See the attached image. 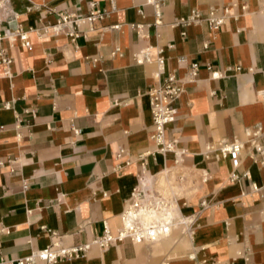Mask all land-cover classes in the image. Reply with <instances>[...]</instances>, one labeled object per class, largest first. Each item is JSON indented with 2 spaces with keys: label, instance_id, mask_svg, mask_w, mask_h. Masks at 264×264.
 Returning <instances> with one entry per match:
<instances>
[{
  "label": "crops",
  "instance_id": "1",
  "mask_svg": "<svg viewBox=\"0 0 264 264\" xmlns=\"http://www.w3.org/2000/svg\"><path fill=\"white\" fill-rule=\"evenodd\" d=\"M158 1L159 26L146 0H7L0 10V34L30 31V48L0 40L12 60L8 76L0 65V107L9 104L0 108V264L47 247L42 227L65 247L101 235L104 222L119 227L142 173L139 157L153 149L148 92L164 78L157 75L159 50L163 74L175 71L183 83L165 139L184 150V170L194 173L195 190H181L178 203L183 215L199 212L194 235L174 231L154 244L125 240L105 251L93 246L57 264H264V163L247 136L264 125L257 96L264 87V0ZM91 3L109 13L83 24L75 42L52 31L60 15L86 16ZM232 4L247 10L233 9L237 17L217 33L171 27L193 9ZM147 47L150 63L137 64L135 55ZM180 57L198 65L194 79ZM215 72L219 79L211 78ZM234 140L242 144L238 168L213 153L204 158L207 145ZM171 163L172 155L148 158L146 173ZM201 170L210 174L206 183L199 182ZM231 173L237 181H229Z\"/></svg>",
  "mask_w": 264,
  "mask_h": 264
},
{
  "label": "built area",
  "instance_id": "2",
  "mask_svg": "<svg viewBox=\"0 0 264 264\" xmlns=\"http://www.w3.org/2000/svg\"><path fill=\"white\" fill-rule=\"evenodd\" d=\"M7 0H0V10L4 8ZM111 1V0H106ZM146 3L152 5L155 11V26L161 24L160 3L158 0H146ZM98 3L89 4V11L86 16L76 17L74 15H60L56 24L51 26L55 34H64L70 38L71 42H75L79 37V28L83 24H92L95 21L103 20L109 11L101 10L97 6ZM237 4L225 5L219 7H210L205 12L193 9L187 15L179 17L172 24V28L185 29L192 26H206L213 33H217L229 19L236 18L232 10L237 8ZM239 10L245 12L246 5H240ZM114 8H112L113 10ZM264 9V2L262 4ZM117 28V27H114ZM47 31L44 29L43 34ZM30 31H24L17 27L13 32L3 31L0 34V40L7 38L9 41H17L23 48H30L29 42ZM182 38L186 37L184 31L180 32ZM172 48V46H168ZM206 48V47H205ZM150 47L142 50L135 55L137 64L150 63ZM118 52V49L112 53ZM156 64L158 67V76L163 75V81L148 92L149 107L152 121V135L150 137L153 143V149L147 150L139 157V163L142 169L141 175L137 177V184L131 189L129 201L119 215L120 225L115 231H112L107 223H103V231L101 235L94 237L89 242L77 244L71 247L62 245L60 238L55 232L46 227L50 236V244L44 249L34 251L28 256L17 259L15 262L5 264H35L36 262H44L46 264H57L61 261H72L79 259L93 246L101 251L109 249L115 243H121L125 240L130 241L133 245L154 244L161 239L169 237L174 231L180 236L191 238L196 229V222L199 212L183 215L179 211L178 203L181 196L179 192L183 189L184 184L193 172L184 170L182 155L184 150L176 148V141H166L165 132L169 124L175 121L177 117V101L183 90V83L177 76L175 71L163 74L164 59L161 56L162 51H157ZM12 60L6 56L3 50H0V65L3 66L4 75H9V66ZM177 63L187 66V79L192 80L197 76L198 65L196 63L187 64L183 57L178 58ZM209 69V67H207ZM237 71L240 68L236 69ZM212 79H219L218 72L212 73ZM260 100L264 101V87L257 92ZM0 108L9 109V104L5 103ZM74 134H78L77 130H73ZM264 134V125H255L247 136L250 138V145L256 154L262 157L261 164L264 163V142H259L260 137ZM242 144L234 140L231 143L219 141L215 144H209L205 147L203 156L208 159L209 154H215L217 158H229L233 169L240 165V151ZM124 150H119L116 159H120L124 155ZM172 155L171 165H163L162 169L154 174L146 173L147 159L153 161L157 157L166 158ZM13 170H11L12 172ZM243 177L249 179V173L245 172ZM200 183H206L210 179V174L201 170L198 173ZM192 180V179H191ZM238 177L231 173L229 181H237ZM258 190L257 188H254ZM200 209H205L208 202L200 201ZM198 264H203L198 263Z\"/></svg>",
  "mask_w": 264,
  "mask_h": 264
},
{
  "label": "rangeland",
  "instance_id": "3",
  "mask_svg": "<svg viewBox=\"0 0 264 264\" xmlns=\"http://www.w3.org/2000/svg\"><path fill=\"white\" fill-rule=\"evenodd\" d=\"M192 176H193V178H194V175H192ZM191 179H192V178L190 177V178L188 179L187 183L184 184V187H183L182 191H184L185 193H188V192H191V191L195 190V187H193V185H192V183H193V179H192V180H191ZM180 196H182V193H181Z\"/></svg>",
  "mask_w": 264,
  "mask_h": 264
}]
</instances>
